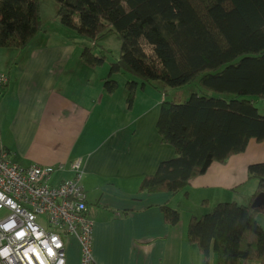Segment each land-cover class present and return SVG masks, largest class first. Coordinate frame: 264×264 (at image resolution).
<instances>
[{
	"label": "trees",
	"instance_id": "1",
	"mask_svg": "<svg viewBox=\"0 0 264 264\" xmlns=\"http://www.w3.org/2000/svg\"><path fill=\"white\" fill-rule=\"evenodd\" d=\"M54 1L61 25L93 43L76 48L69 59L79 60L88 71L107 62L104 51L93 49L97 40L112 31L119 35L120 56L96 84L120 95L126 89L130 108L150 81L171 88L197 81L198 90L188 100H162L157 130L176 155L144 176L137 194L188 196L191 182L213 163L245 152L251 139L264 142V111L257 105L258 99L264 100V0ZM48 2L0 0V48L67 45L60 39L41 42L48 27L42 19L50 12ZM77 75L70 72L68 81L77 100H86L84 91L93 84ZM8 83L6 76L1 92ZM248 178L257 180L249 204L220 201L211 212L191 217L186 239L197 246L204 264H211L213 257L216 264H264V227L257 218L264 209L252 206L264 193V162L250 164ZM158 207L168 225H179L177 208Z\"/></svg>",
	"mask_w": 264,
	"mask_h": 264
},
{
	"label": "crops",
	"instance_id": "2",
	"mask_svg": "<svg viewBox=\"0 0 264 264\" xmlns=\"http://www.w3.org/2000/svg\"><path fill=\"white\" fill-rule=\"evenodd\" d=\"M45 14L43 23L49 24ZM70 48L48 44L13 49L8 57L0 54V73L9 77L0 93V139L10 160L28 167L82 159L88 216L94 221L95 264H204L197 246L186 239L187 227L168 225L158 206L169 204L181 213L185 207L192 217L220 201L249 204L257 180L248 178V167L264 162L257 156L264 155V142L251 139L245 152L213 163L191 182L188 196L137 194L141 179L176 155L158 133L159 111L145 107L139 112L136 98L130 108L124 92L103 90L96 83L108 72L106 64L88 71L79 60H69L76 50ZM70 72L93 84L84 91L86 100H77L68 81ZM74 175L69 167L56 171L53 183ZM70 249L74 254L69 253L67 264H72V257L79 264L74 238ZM211 264H216L215 257Z\"/></svg>",
	"mask_w": 264,
	"mask_h": 264
},
{
	"label": "built area",
	"instance_id": "3",
	"mask_svg": "<svg viewBox=\"0 0 264 264\" xmlns=\"http://www.w3.org/2000/svg\"><path fill=\"white\" fill-rule=\"evenodd\" d=\"M6 76L0 74V92ZM6 169L40 178L46 189L34 200L35 191L18 185ZM49 170L12 163L0 139V264H35L32 256L38 264H67L71 238L79 244L80 264L95 263L94 221L87 216L82 177L77 171L72 180L55 184Z\"/></svg>",
	"mask_w": 264,
	"mask_h": 264
},
{
	"label": "rangeland",
	"instance_id": "4",
	"mask_svg": "<svg viewBox=\"0 0 264 264\" xmlns=\"http://www.w3.org/2000/svg\"><path fill=\"white\" fill-rule=\"evenodd\" d=\"M48 1H49L48 4L50 7V12L49 11H46V12L49 15L50 23L48 24V27H46L47 30L45 32V36L47 38L44 37L41 40V42L44 44H47L48 42H51L50 40L60 39L61 41H67L68 42V44L64 45V47H71V48L75 47V48H81L82 49L85 46H92L93 43L86 36L80 35L77 32H74L75 33L74 34L71 30H69L66 27L61 25L60 21H58V19L55 17L56 13H57V7H58L57 4L55 3L54 0H48ZM58 43H61V42H58ZM13 49L15 50V48H12V49L0 48V54L5 56V57H8L9 55H11L13 53L12 52V51H14ZM70 49L65 54L64 59H66L68 57ZM93 49H94V51L99 52V53H100V51H104L108 55L106 66H105V69H108L109 64L112 62V60H115V59L119 58V56H120L119 55L120 49H121L120 37L114 31L109 32L105 36H103L97 40V43L95 46H93ZM108 51H110L111 53L109 54ZM76 63H77V60L74 59L73 64H76ZM116 78L120 82L124 81V77H122L120 75H116ZM100 81H98V82H100ZM148 85L149 86H146V89H144V91H142L140 94H137V96H136V101H137L136 107H137V110L139 112H142L145 107H148V112L151 111V112L156 113L159 111V105L161 104L163 99L167 98V99L172 100L176 103H182V102L188 100L193 92L198 90L197 81H195L194 83H191L185 87H182V88L165 87L162 84V82H158V81H150V82H148ZM124 88H125V86H124ZM211 95L223 96L222 94H219V93L218 94L211 93ZM127 96H128V94H127L126 89H125L123 97H125V99H127ZM258 101H263V99H258ZM257 105L263 111L264 102H259V103H257ZM153 142H155V141L153 140ZM257 156H258V158H261L260 160H264V155L257 154ZM81 161H82L81 158H77L69 164L59 163L57 165H44L42 167H45V168L50 167L49 173L52 175V178H53V175L56 171L65 170V169H67V167H69V169L72 172L74 171V173H76L78 171L80 173L81 177L83 178L85 171L82 167ZM30 166H41V165L33 164ZM4 173H7V175L14 178L18 185H27L28 190H26V191H28L29 193H31V191H35V196H33L34 200H36V194L37 193H42V192H44V189H46L42 185L40 178L32 177L30 174H27V173L15 174L14 171H10L8 169L4 170ZM68 179L72 180V178H68ZM67 191L70 192V189ZM260 194H258V196ZM216 205L217 204H215L212 208H214ZM74 208H75V206H74V204H72L70 209L72 210ZM212 208L208 212H211L213 210ZM182 210H183V213H181L182 218H181V222L179 223V226L187 227L190 224L191 216H188V210L185 209V207H182ZM191 210H192V208H191ZM199 214H200V216H202L201 214H203V213H199ZM195 215H197V213H195ZM2 217H4V216H2ZM257 218H258L259 222L262 224V226L264 227V214H259ZM69 253H70V257H71V255L74 254L73 249H70ZM148 253H149V251H148ZM75 263H76V260L74 261V259L72 257V264H75Z\"/></svg>",
	"mask_w": 264,
	"mask_h": 264
},
{
	"label": "water",
	"instance_id": "5",
	"mask_svg": "<svg viewBox=\"0 0 264 264\" xmlns=\"http://www.w3.org/2000/svg\"><path fill=\"white\" fill-rule=\"evenodd\" d=\"M253 207L264 209V193H261L253 202Z\"/></svg>",
	"mask_w": 264,
	"mask_h": 264
},
{
	"label": "bare ground",
	"instance_id": "6",
	"mask_svg": "<svg viewBox=\"0 0 264 264\" xmlns=\"http://www.w3.org/2000/svg\"><path fill=\"white\" fill-rule=\"evenodd\" d=\"M197 216H200V214L198 212H197ZM32 259L35 262V264H38V262H37V260H36V258L34 256H32Z\"/></svg>",
	"mask_w": 264,
	"mask_h": 264
}]
</instances>
